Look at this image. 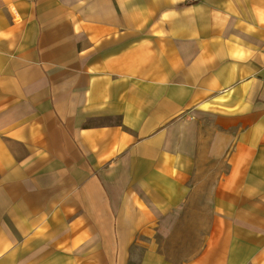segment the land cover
Returning <instances> with one entry per match:
<instances>
[{
	"label": "crops",
	"instance_id": "0c3cea01",
	"mask_svg": "<svg viewBox=\"0 0 264 264\" xmlns=\"http://www.w3.org/2000/svg\"><path fill=\"white\" fill-rule=\"evenodd\" d=\"M0 264H264V0H0Z\"/></svg>",
	"mask_w": 264,
	"mask_h": 264
},
{
	"label": "rangeland",
	"instance_id": "374dc122",
	"mask_svg": "<svg viewBox=\"0 0 264 264\" xmlns=\"http://www.w3.org/2000/svg\"><path fill=\"white\" fill-rule=\"evenodd\" d=\"M178 233H175V235H177ZM173 252L176 253V249H173Z\"/></svg>",
	"mask_w": 264,
	"mask_h": 264
}]
</instances>
